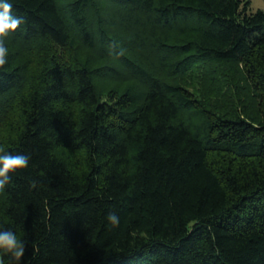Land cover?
<instances>
[{
	"label": "trees",
	"instance_id": "1",
	"mask_svg": "<svg viewBox=\"0 0 264 264\" xmlns=\"http://www.w3.org/2000/svg\"><path fill=\"white\" fill-rule=\"evenodd\" d=\"M10 2L0 147L31 160L0 230L20 264H264V9Z\"/></svg>",
	"mask_w": 264,
	"mask_h": 264
},
{
	"label": "clouds",
	"instance_id": "2",
	"mask_svg": "<svg viewBox=\"0 0 264 264\" xmlns=\"http://www.w3.org/2000/svg\"><path fill=\"white\" fill-rule=\"evenodd\" d=\"M25 22L23 17L13 15V4L10 0H0V68L7 63L9 54L5 39L15 33ZM30 160V155L12 154L0 147V192L9 185L12 174L26 169ZM31 186H36L35 180L31 181ZM106 219L113 227L119 226V216L114 211H110ZM25 252L26 243L18 239L13 231L0 230V264H5V256L8 257V264H20Z\"/></svg>",
	"mask_w": 264,
	"mask_h": 264
},
{
	"label": "rangeland",
	"instance_id": "3",
	"mask_svg": "<svg viewBox=\"0 0 264 264\" xmlns=\"http://www.w3.org/2000/svg\"><path fill=\"white\" fill-rule=\"evenodd\" d=\"M258 8L264 9V0H250V9H251V11H255ZM232 94H233V91H232Z\"/></svg>",
	"mask_w": 264,
	"mask_h": 264
}]
</instances>
